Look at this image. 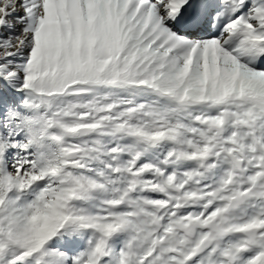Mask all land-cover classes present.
<instances>
[{"label":"snow or ice","instance_id":"6c2138e0","mask_svg":"<svg viewBox=\"0 0 264 264\" xmlns=\"http://www.w3.org/2000/svg\"><path fill=\"white\" fill-rule=\"evenodd\" d=\"M0 264H264V0H0Z\"/></svg>","mask_w":264,"mask_h":264}]
</instances>
